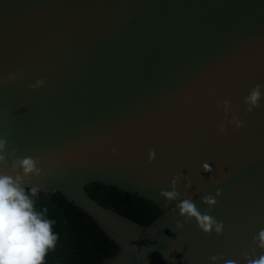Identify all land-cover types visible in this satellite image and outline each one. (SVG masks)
I'll list each match as a JSON object with an SVG mask.
<instances>
[{"label":"water","instance_id":"1","mask_svg":"<svg viewBox=\"0 0 264 264\" xmlns=\"http://www.w3.org/2000/svg\"><path fill=\"white\" fill-rule=\"evenodd\" d=\"M258 83L264 0H0V136L40 159L43 175L28 187L62 194L117 244L102 264H212L219 254L246 264L245 249L261 254L252 238L264 228V99L252 114L243 102ZM224 99L245 122L227 135ZM178 172L192 178L202 214V197L223 190L211 212L223 235L195 220L176 229L177 202L164 207L160 190ZM93 184L161 213L141 225L93 198Z\"/></svg>","mask_w":264,"mask_h":264},{"label":"clouds","instance_id":"2","mask_svg":"<svg viewBox=\"0 0 264 264\" xmlns=\"http://www.w3.org/2000/svg\"><path fill=\"white\" fill-rule=\"evenodd\" d=\"M10 79H15L14 76ZM44 80L38 79L30 88L35 90L44 86ZM264 99V85L256 84L244 97L243 102L248 114L262 107L261 100ZM220 107L224 116L218 124V132L221 135L228 134L229 126L236 131L245 127V122L241 120L238 111L233 112L231 101L224 99ZM115 152L116 149H113ZM9 159L11 165L9 166ZM156 151H149V162H155ZM38 157L29 155L20 157L15 148L9 151V141L7 137L0 136V264H45V259L51 250H55L59 236L53 230L54 220L47 219L45 214L47 208L37 209L36 197L40 191L37 186L28 187L33 177L39 178L43 175V169ZM204 172L212 174L213 168L207 163L202 164ZM223 175V173H222ZM185 180L184 191L181 193L180 181ZM202 180L203 177H200ZM213 183L217 182L215 176H210ZM193 186L190 176H185L182 172L176 173L171 180V190H160V196L165 198L168 207L172 202H177L172 208V213L179 212L183 218V223L176 222V229L183 230L185 224L195 220L198 228L205 234L211 235L213 231L217 235H223L225 225L223 221L215 219L211 212L218 204L217 197L223 196V190L217 189L215 195L202 197V203L207 206L208 211L201 213L188 194V189ZM252 243L261 250L260 255H256L255 249L252 254L245 249L242 259L246 264H264V228H261L252 238ZM165 259L168 257L164 256ZM212 264L224 259L223 254L210 256ZM224 264H239V260L224 259Z\"/></svg>","mask_w":264,"mask_h":264},{"label":"trees","instance_id":"3","mask_svg":"<svg viewBox=\"0 0 264 264\" xmlns=\"http://www.w3.org/2000/svg\"><path fill=\"white\" fill-rule=\"evenodd\" d=\"M87 189L98 202L141 225L150 224L161 213L157 205L114 187L93 184ZM34 199L37 209L47 208L45 216L55 221L53 230L59 236L56 248L49 251L45 264H102L118 254L117 244L62 194L39 191Z\"/></svg>","mask_w":264,"mask_h":264}]
</instances>
